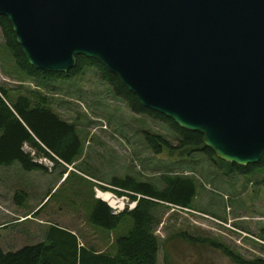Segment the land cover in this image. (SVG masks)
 <instances>
[{"label": "rangeland", "instance_id": "obj_1", "mask_svg": "<svg viewBox=\"0 0 264 264\" xmlns=\"http://www.w3.org/2000/svg\"><path fill=\"white\" fill-rule=\"evenodd\" d=\"M0 88L14 102L33 95L45 98L46 107L76 127L82 149L76 163L67 166L38 157L27 145L25 152L46 171L26 172L18 163L0 166V246L5 253L42 243L46 232L56 226L75 234L81 246L115 257L118 241L129 236L134 220L126 216L114 231L91 223L96 203H104L97 192L123 200L127 209L117 215L121 216L134 212L144 197L115 186L116 182L132 179L162 192L166 178L179 177L196 183L197 196L188 209L164 202L152 209L158 264L264 260V174L226 177L202 153L182 156L177 150L180 137L170 125L135 114L96 68L49 86L27 80L7 49L1 29ZM147 133L166 140L175 150L157 155ZM134 203L136 208L130 210Z\"/></svg>", "mask_w": 264, "mask_h": 264}, {"label": "water", "instance_id": "obj_2", "mask_svg": "<svg viewBox=\"0 0 264 264\" xmlns=\"http://www.w3.org/2000/svg\"><path fill=\"white\" fill-rule=\"evenodd\" d=\"M39 71L83 56L226 163L264 158V0H0Z\"/></svg>", "mask_w": 264, "mask_h": 264}, {"label": "trees", "instance_id": "obj_3", "mask_svg": "<svg viewBox=\"0 0 264 264\" xmlns=\"http://www.w3.org/2000/svg\"><path fill=\"white\" fill-rule=\"evenodd\" d=\"M0 29L17 68L27 80L49 86L54 81L74 80L82 76L88 68H96L104 81L112 87L115 95L128 103L135 114L151 116L170 125L173 132L180 137L177 150L182 151V156L189 157L192 153H202L226 177L233 175L253 177L256 174H264V158L258 164L248 167H240L219 160L204 145L201 134L183 130L172 120L144 108L119 78L99 62L79 56L77 66L67 74L39 71L28 62L18 44L12 25L6 17L0 16ZM46 104L45 98H39L36 95H33V98L20 97L14 102L9 92L5 88H0L1 167H11L18 163L26 172L46 171L45 167L37 163L31 154L25 152L24 148L27 145L37 152L38 157L47 158L56 164L73 166L76 163L82 150L76 127L61 120L52 109L46 107ZM146 139L157 155H162L170 149L175 150L169 142L159 136L147 133ZM189 149L191 151L187 154L183 152ZM71 175L70 173L67 180ZM164 181L167 188L162 192H159L152 184H141L132 179L116 182L115 186L144 197L132 213L116 216L105 203H96L91 223L98 227L114 231L126 216L134 220V227L129 236L118 241V254L115 257L81 246L75 234L52 226L46 232L45 240L38 245L9 253H5L0 246V264H158L159 244L152 230L155 220L152 209L159 205L158 202L188 209L193 206L197 196L196 183L191 179L176 177L166 178ZM236 260L240 264H264V260L254 262H246L238 258Z\"/></svg>", "mask_w": 264, "mask_h": 264}, {"label": "built area", "instance_id": "obj_4", "mask_svg": "<svg viewBox=\"0 0 264 264\" xmlns=\"http://www.w3.org/2000/svg\"><path fill=\"white\" fill-rule=\"evenodd\" d=\"M101 195V197L108 196L109 195V202H104L107 203L108 206L112 209L113 214L114 215H120L122 212H124L127 209V205L125 202H123V200H119V198H117L116 196L112 195V194H104L101 192H97V198H99V196ZM101 200V199H100ZM103 201V200H102ZM136 208L135 203L129 206L130 210H134Z\"/></svg>", "mask_w": 264, "mask_h": 264}, {"label": "bare ground", "instance_id": "obj_5", "mask_svg": "<svg viewBox=\"0 0 264 264\" xmlns=\"http://www.w3.org/2000/svg\"><path fill=\"white\" fill-rule=\"evenodd\" d=\"M99 198L101 199V200H103L104 202H109V195L108 196H105V198L104 197H101V195L99 196Z\"/></svg>", "mask_w": 264, "mask_h": 264}, {"label": "crops", "instance_id": "obj_6", "mask_svg": "<svg viewBox=\"0 0 264 264\" xmlns=\"http://www.w3.org/2000/svg\"><path fill=\"white\" fill-rule=\"evenodd\" d=\"M64 179H65V178H64ZM64 179H63V180H64ZM63 180H62V182H63Z\"/></svg>", "mask_w": 264, "mask_h": 264}]
</instances>
